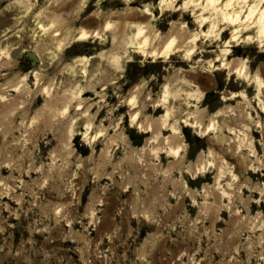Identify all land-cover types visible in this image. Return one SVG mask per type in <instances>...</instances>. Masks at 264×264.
Wrapping results in <instances>:
<instances>
[{"label":"rangeland","instance_id":"374dc122","mask_svg":"<svg viewBox=\"0 0 264 264\" xmlns=\"http://www.w3.org/2000/svg\"><path fill=\"white\" fill-rule=\"evenodd\" d=\"M209 3L0 0V264H264V0Z\"/></svg>","mask_w":264,"mask_h":264},{"label":"bare ground","instance_id":"6f19581e","mask_svg":"<svg viewBox=\"0 0 264 264\" xmlns=\"http://www.w3.org/2000/svg\"><path fill=\"white\" fill-rule=\"evenodd\" d=\"M69 1V0H68ZM77 0H70V2L71 3H75ZM215 3H216V0H210V3H209V5H210V7H211V10H214L215 8H216V6H215ZM228 4L229 3H227L226 5L228 6ZM232 8V7H231ZM231 8L229 9V7L227 8V10L226 11H224V12H221V17L225 20V21H227L228 23H231V24H234V25H236V23L238 22V12L237 11H234L233 9L231 10ZM143 14H148L146 11H143L142 12ZM204 18L205 17H203L202 18V21L204 20ZM259 21H262V23H263V26H262V28H261V31H260V33H261V35H262V37H263V35H264V17H263V15H262V12L260 13V16H259ZM138 28V27H137ZM86 31H83V30H81V34H80V36L79 37H82V36H84L86 33H85ZM237 32L238 31H235V32H233V38H234V36H236L237 35ZM140 33V29L138 28L137 29V31H136V35H138ZM85 37V36H84ZM77 40V39H76ZM234 40V39H233ZM81 42L82 41H84V40H80ZM144 42V41H143ZM170 43H171V41L170 42H168L167 43V45H166V48L170 45ZM143 48V47H142ZM141 51V50H140ZM259 53H263L262 51H260ZM146 54V53H145ZM153 57L155 56V54L153 55V53L151 54ZM155 63H157V61L156 60H152V61H148L147 62V64H145V66H154V65H156Z\"/></svg>","mask_w":264,"mask_h":264}]
</instances>
